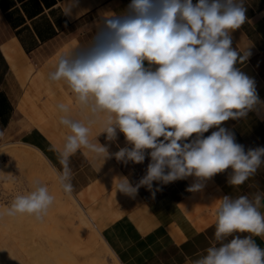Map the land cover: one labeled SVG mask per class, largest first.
Masks as SVG:
<instances>
[{
    "label": "clouds",
    "instance_id": "obj_1",
    "mask_svg": "<svg viewBox=\"0 0 264 264\" xmlns=\"http://www.w3.org/2000/svg\"><path fill=\"white\" fill-rule=\"evenodd\" d=\"M64 4L63 13L71 15L78 0ZM246 11L245 0H130L121 12L99 13L91 39L62 53L49 73V80L65 81L90 113L85 124L72 118L66 104L57 105L59 123L69 130L62 147H53L63 192L74 191L71 157L82 148L102 165L113 157L141 164L147 156L146 174L135 185L127 176L113 177L116 192L133 198L141 187L154 197L160 189L153 191V182L194 177L187 190L198 192L229 169L231 187L255 175L264 165V147L245 151L222 126L264 105L255 80L237 67L251 56L250 46L233 47L231 34L246 22ZM97 121L101 131L92 140L90 126ZM210 129L216 130L205 136ZM120 133L124 147L117 144ZM112 144L119 150L111 152ZM217 200L212 243L186 264H264V248L254 239L264 238V193ZM53 202L49 188L37 181L13 199L6 215L43 220Z\"/></svg>",
    "mask_w": 264,
    "mask_h": 264
},
{
    "label": "crops",
    "instance_id": "obj_2",
    "mask_svg": "<svg viewBox=\"0 0 264 264\" xmlns=\"http://www.w3.org/2000/svg\"><path fill=\"white\" fill-rule=\"evenodd\" d=\"M64 2L0 0V142L19 141L39 148L55 170L60 164L53 147L61 148L69 134L59 123L62 113L57 105L66 104L72 118L85 124L90 113L80 107L65 81H51L49 73L62 53L91 39L99 13L121 12L130 0H78L71 15L63 13ZM245 7L247 20L231 35L233 47L250 46L252 54L237 67L255 80L264 101V0H245ZM222 126L234 133L245 151L264 147V105L249 112L247 119H230ZM90 127V139L95 140L100 122ZM97 139L106 142L103 134ZM117 144L125 146L122 133ZM117 144L110 146L111 152L119 150ZM148 163L147 156L141 164L127 165L113 157L102 165L83 148L71 157L73 193L85 201L91 222L122 264H186L187 258H196L212 243L217 199L264 193V165L237 187L227 183L229 169L206 181L198 192L187 190L194 177L167 185L153 182V191L160 189L154 197L146 187L139 188L134 198L116 192L114 176H127L135 185L146 174ZM259 210L264 214V206ZM254 239L264 248V238Z\"/></svg>",
    "mask_w": 264,
    "mask_h": 264
},
{
    "label": "rangeland",
    "instance_id": "obj_3",
    "mask_svg": "<svg viewBox=\"0 0 264 264\" xmlns=\"http://www.w3.org/2000/svg\"><path fill=\"white\" fill-rule=\"evenodd\" d=\"M20 144H24V143L19 142V141H7V142L3 141V142H0V205H1L0 206V208H1L0 209V214H1L0 218L2 217V215H3V217L6 216V215H4L6 212V209L8 207H10L13 199L17 195L27 194L29 191H31L33 189V186L37 181L42 185H46L49 188L50 194L52 195L51 182H49L48 179L38 178V176H36L37 172H35L36 170H34V168L32 166L25 164L22 161L14 158V155H12V153L9 151L10 148H12L14 146H18ZM25 145H28V144H25ZM27 168L29 170H27ZM54 170H55V168H54ZM55 172H56V170H55ZM59 188L63 192L60 185H59ZM63 194H64V196L67 195L64 192H63ZM73 194L74 193H72L71 196H73ZM77 199H78L79 203L85 208V204H84L85 201L84 200L81 201L80 198H78V197H77ZM51 207L49 208L47 215L44 216L43 220H37L35 218L34 214H21V215L18 214L19 218L17 217V219L14 220L12 223L4 222V221H1L2 219H0V221H1L0 222V224H1L0 230H2L1 233H3L4 236H6L5 239L8 238L7 241H9V245H8V243H7V245L9 247L8 246L7 247L9 248V250L10 249L12 250V251L11 250L6 251V250H4L3 247H1V249H0V264H2L3 262H4L3 264H7V262H8V264H42L43 261H45V264H53V263L54 264H59V263L62 264L61 261L63 262V264H65L66 262L67 263L69 262L68 264H70V262H73V258H71L72 257V251L65 246L63 247L64 244L66 246L72 245L71 241L66 239L67 241L63 240L64 242L62 241L59 243L53 242V241L49 242L48 238L46 237V232L44 230V227L46 226V224L48 225L50 222L49 212L51 210ZM2 210H4V211H2ZM85 211L90 216V214L88 213L86 208H85ZM58 216H57L58 221L60 219H62V221L57 222V224H59V229L60 230L62 229L63 235H66V236L69 235V236L73 237L74 235L77 234V236L81 237V235L83 234V231L80 228V222L78 221V219L76 217H72L73 214L68 215V221H66V222H65V217H64L65 214L64 213L63 214L58 213ZM50 223L52 224V222H50ZM91 224H92V227L97 232H99L98 229L94 226V224L92 222H91ZM40 227H42V228L40 229ZM3 229H4V231H3ZM5 229H6V231H5ZM41 230H43V231H41ZM85 231H87V233H90L91 229L88 228ZM59 232L61 233V231H59ZM99 234H100V232H99ZM66 236H64V237L66 238ZM101 237L103 238L102 235H101ZM72 241H74V239ZM32 242H34V243H32ZM38 242L41 244L43 242L44 243L41 245ZM36 243H38V244H36ZM31 244H33V246ZM37 245H40V246H37ZM108 247L110 248L109 245H108ZM24 249H26V250H24ZM110 249L106 250V249H104L102 247L100 248L98 246V248L95 249L96 250L95 254L91 257L92 259H94L93 264H114L115 260H116L115 258L117 256H114V254L111 252L112 249L111 250ZM69 250H70V253H69ZM59 251H60V253H58ZM65 251H67L69 253V255H67L68 253L63 254V253H65ZM9 252H10V254H8ZM11 252H13V253H11ZM55 253H58V254H56L57 255L56 257H55ZM7 255L10 259L12 258L13 260H8L9 258L7 257ZM62 255L65 258H63ZM60 256H61V258H60ZM47 257L49 258V260ZM79 257H80L81 261H84L86 259L82 255H79ZM62 258H63V260H61ZM67 258L68 259L71 258V259L67 260ZM64 259L66 262L64 261ZM4 260H6L7 262ZM117 261H119L118 258H117Z\"/></svg>",
    "mask_w": 264,
    "mask_h": 264
},
{
    "label": "bare ground",
    "instance_id": "obj_4",
    "mask_svg": "<svg viewBox=\"0 0 264 264\" xmlns=\"http://www.w3.org/2000/svg\"><path fill=\"white\" fill-rule=\"evenodd\" d=\"M9 151L12 153V155H14V158L22 161L25 164H28V165L32 166L34 168V170H36L35 172H37L36 176H38V178L48 179L49 182H51L52 195L54 197V202L52 204V207H51V210H50L49 214H50V222H52V224L49 222V224L48 225L46 224V226L44 227V230L46 232V237L48 238V241L49 242L53 241V242H57V243L62 242L63 240L64 241H67V240L71 241L72 245H67V246L65 244L63 245V247L65 246V247L69 248L72 251V257L71 256L70 257L73 258V262H70V264H93L94 263V259H92L91 257L95 254V252H96L95 249L98 248V246H99L100 248L102 247V248H104L106 250H109L110 248L107 245L108 243H106L105 240L99 234V232H97L92 227L89 215H87L85 209L79 204V202L74 197V195L73 196H69V195L64 196L63 192L59 188V183L57 182V179H56V172L54 170V166L50 163L49 159L40 151L39 148L31 146V145L29 146V145H25V144H20L18 146H14V147L10 148ZM27 170H29V169L27 168ZM4 210H2V211H4ZM58 213H60V214L64 213L65 214V216H64L65 217V222L68 221V215L69 214H73L72 217H76L78 219V221L80 222V228L83 231V234L81 235V237L77 236V234L74 235L73 237L69 236V235L66 236V235L62 234L63 231H62V229L61 230L59 229V224H57V222H61L62 221V219H60L58 221V218H57ZM4 215H6V212H5ZM2 217H3V215H2ZM2 217L0 218V219H2L1 221L12 223L14 220L17 219L18 214L15 215V216L6 215L3 218ZM0 227H1V224H0ZM41 228L42 227H40V229ZM88 228L91 229L90 233H87V231H85ZM3 231H4V229H3ZM5 231H6V229H5ZM41 231H43V230H41ZM59 231H61V233ZM1 232H2V230H0V249H1V247H3L4 250L10 251L11 249L9 250V248H8L9 247L8 246L9 245V241H7L8 238L5 239L6 236H4V234L1 233ZM64 236H66V238ZM73 239H74V241H72ZM7 243H8V245H7ZM32 243H34V242H32ZM38 243H36V244H38ZM39 244H41V243H39ZM31 245L33 246V244H31ZM37 246H40V245H37ZM24 250H26V249H24ZM70 250H69V253H70ZM111 252L114 254V256H116L115 253L113 252V250ZM11 253H13V252H11ZM58 253H60V251ZM58 253H55V257L57 256L56 254H58ZM67 253L68 252L65 251V253H63V254H67ZM69 253L67 255H69ZM8 254H10V252ZM79 255L84 256L86 259L84 261H81ZM7 257H8V255H7ZM62 257H63V255H62ZM60 258H61V256H60ZM63 258H65V257H63ZM63 258L61 260H63ZM71 258H69V259L67 258V260H70ZM115 259L116 260H115L114 264H122L119 261H117V257ZM8 260H13V259L9 258ZM48 260H49V258H48ZM4 261H6V260H4ZM64 261H65V259H64ZM43 263L45 264V261H43ZM61 263L63 264L62 261H61ZM68 263L66 262L65 264H68ZM7 264H8V262H7Z\"/></svg>",
    "mask_w": 264,
    "mask_h": 264
}]
</instances>
